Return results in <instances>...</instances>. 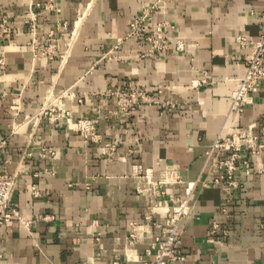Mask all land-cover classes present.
Here are the masks:
<instances>
[{"label": "crops", "instance_id": "obj_1", "mask_svg": "<svg viewBox=\"0 0 264 264\" xmlns=\"http://www.w3.org/2000/svg\"><path fill=\"white\" fill-rule=\"evenodd\" d=\"M143 13L162 53L130 35ZM263 13L264 0H0V174L16 176L20 214L0 224V264H150L170 196L189 183L172 264H264V80L233 106ZM118 90L149 99L124 114ZM80 117L99 137L79 132ZM248 129L257 145L228 192L214 142Z\"/></svg>", "mask_w": 264, "mask_h": 264}, {"label": "built area", "instance_id": "obj_2", "mask_svg": "<svg viewBox=\"0 0 264 264\" xmlns=\"http://www.w3.org/2000/svg\"><path fill=\"white\" fill-rule=\"evenodd\" d=\"M264 17V13H263ZM151 17L147 13L135 19L131 25L130 35H144L146 40L151 44V50L162 53L166 48V36L161 27L150 29L149 23ZM243 43H246L244 40ZM264 80V30L260 38L252 42V52L247 57V71L246 74L239 79L237 88L233 94V106L239 111L253 102V94L257 92ZM118 98V111L124 114H131L132 111L140 106V100L149 99L145 93L139 91H121L116 92ZM58 106L50 104L42 111V115L48 116L52 123L59 121L62 117ZM65 112V111H63ZM68 116L70 111L66 110ZM77 127L79 132L86 138L95 139L97 135L95 123L87 118L80 117L77 120ZM257 137H255L251 129L234 132L223 138H218L214 142L216 149H220L228 156H224L219 160V167L226 171L222 174L221 179L227 182V191L236 186L234 175L239 169L241 152L246 148H253L257 144ZM50 150L44 149V152ZM51 152V151H50ZM247 166V163H242ZM176 173L173 167L167 169V176L170 177ZM167 178V177H166ZM180 183V179L178 180ZM16 176L0 174V224L10 223L15 219H20V214L12 203V193L16 187ZM153 184V183H152ZM172 185L170 181L166 180L159 184L154 183L153 186L159 194H165V188ZM193 191V184L189 183L187 188V196L185 198L170 196L173 202L171 216L167 221V226L163 229L160 236L155 237L149 249L148 254L153 257L150 264H172L175 261L183 259L180 250V222L191 213V205L189 197ZM34 195L38 194V190L33 188ZM149 218V217H148ZM217 227V226H216ZM139 236L136 233H131L129 236V244L136 243ZM118 264V263H114Z\"/></svg>", "mask_w": 264, "mask_h": 264}]
</instances>
